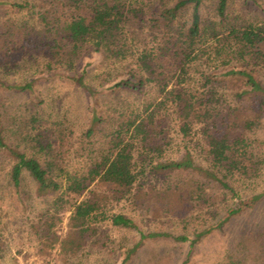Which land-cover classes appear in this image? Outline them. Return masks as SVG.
Instances as JSON below:
<instances>
[{"label":"trees","instance_id":"trees-1","mask_svg":"<svg viewBox=\"0 0 264 264\" xmlns=\"http://www.w3.org/2000/svg\"><path fill=\"white\" fill-rule=\"evenodd\" d=\"M1 9L34 21L0 24V161L24 211L33 200L54 198L31 225L40 257L57 251L64 260L75 257L95 227L108 223L138 237L120 246V264L163 240L188 244L190 264L214 231L212 223L264 198V186L257 195L264 138L256 137L264 134V0H0ZM85 46L113 65L129 66L128 78L112 91L142 96L153 89L158 95L142 107L95 116L87 136L94 137L98 125V156L73 170L64 159L73 135L65 124L14 111L2 95L23 94L43 104L36 86L46 76L75 70ZM199 68L195 88L193 70ZM17 69L32 80L12 79ZM66 78L95 97L83 75ZM171 116L178 123L174 132L166 122ZM150 177L156 183L142 193ZM27 179L33 195L24 188ZM97 187L112 194L100 195ZM148 198L168 201L167 213L176 216L178 205H188L177 217L183 234L145 232L133 217L110 211L111 201L125 200L138 213ZM236 200L239 209L231 207Z\"/></svg>","mask_w":264,"mask_h":264},{"label":"rangeland","instance_id":"rangeland-1","mask_svg":"<svg viewBox=\"0 0 264 264\" xmlns=\"http://www.w3.org/2000/svg\"><path fill=\"white\" fill-rule=\"evenodd\" d=\"M7 21L15 25L34 23L28 14L15 15L6 9H1L0 24ZM76 65L73 71H62L59 75L63 78L54 75L46 76V79L36 86L43 104L33 103L30 96L23 94L4 93L2 96L6 104L14 111L37 112L51 121L63 122L68 132L73 134L64 149V159L71 169L81 170L88 158L98 156L100 146L98 125L95 136L92 138L87 136L95 116L109 118L116 107L128 105L142 107L145 102L154 100L158 94L153 89L142 96L125 91H112L111 88L114 85L128 78L130 68L120 63L111 64L91 46L83 48ZM202 69L193 70V87L195 88H198ZM17 70V72L14 71L12 79L32 80L33 77L25 74L22 69ZM214 70L212 67L209 72ZM66 75L76 78L83 75L86 84L94 89L95 97L88 96L74 82L67 79ZM166 122L171 126V132L178 128V123L172 116L166 117ZM256 137L263 139L264 134L259 133ZM6 166L7 164L0 161V264H120L122 261L120 246L122 244L131 246L137 241L135 232L115 228L105 223L96 226L95 233L89 234L83 250L77 256L64 260L57 251L50 258L40 257L38 240L31 231V225L32 222L42 218L54 198L33 200L28 203V210L24 211L16 196L7 188ZM155 183L156 180L150 177L145 188L141 190L142 193L153 188ZM263 186L264 181L260 183L257 195L262 193ZM24 188L32 195L35 193V186L28 179ZM95 190L100 195L112 194L110 189L105 187H97ZM231 207L239 209L240 202L237 200L232 202ZM188 208V205H185L184 209L178 205L175 210L182 216L186 214ZM169 209L168 201H156L152 198L144 200L143 210L138 213L134 212L125 200L110 203L112 213H123L133 217L145 232L164 228L165 231L176 235L183 234V227L177 221L179 215L168 214ZM67 217L60 227L62 237L67 231ZM219 222L212 223L215 226L214 231L197 247L190 264H230L232 259L234 262L240 261L243 264H264V198L253 206L232 215L228 221ZM190 227L189 232L184 234L192 232L193 226ZM188 252V244H179L172 240L149 242L131 264H186Z\"/></svg>","mask_w":264,"mask_h":264}]
</instances>
